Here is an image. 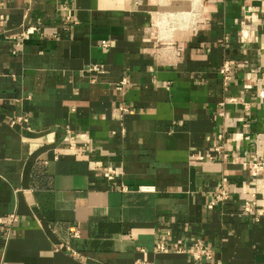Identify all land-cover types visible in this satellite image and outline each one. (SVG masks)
Here are the masks:
<instances>
[{"label": "crops", "instance_id": "crops-1", "mask_svg": "<svg viewBox=\"0 0 264 264\" xmlns=\"http://www.w3.org/2000/svg\"><path fill=\"white\" fill-rule=\"evenodd\" d=\"M252 194L264 205V0H0V216H16L0 264H194L172 250L196 239L203 264H264Z\"/></svg>", "mask_w": 264, "mask_h": 264}, {"label": "built area", "instance_id": "built-area-1", "mask_svg": "<svg viewBox=\"0 0 264 264\" xmlns=\"http://www.w3.org/2000/svg\"><path fill=\"white\" fill-rule=\"evenodd\" d=\"M36 28L34 27H30V28H26L23 32V34H28L31 33L35 30ZM242 36H246L243 32H241ZM13 40V48L11 50L12 54H15L17 52V48L20 46L21 44V40H20V36H16L14 38H12ZM100 45L101 46H107L108 43L106 40H101L100 41ZM90 70H94V71H99L100 68L98 67V65H92ZM222 83L224 86H226L227 82L230 80L231 78V72H232V65L231 62L229 60H222V62L220 63V65L218 66V70H217ZM126 78L122 77L118 83L115 85V88L117 90H121L125 85H126ZM232 99H229L228 102H232ZM221 104V103H220ZM243 106H245V104H243ZM118 110L120 112V114H122L123 112H125L127 110V108L125 106H119ZM220 115H222V112L219 113ZM16 119H21L22 121H25L26 119L24 117H19ZM76 137L74 135L69 134L68 135V140L66 142L67 144V148H73L75 147V144L71 143V141L73 140H77L75 139ZM218 139L222 140L223 139V134H219L218 135ZM81 140V139H80ZM81 149H79V152H89L91 151V147L89 142L84 141L81 145ZM221 145H217L214 147V149H220ZM58 153H59V149H55V152L53 154V158L57 159L58 157ZM262 166V163L260 162H255L254 163V167L255 168H260ZM106 178V177H105ZM111 180V184L113 185L114 188L120 190V191H126L128 190V187L123 184L122 182H115L113 179H108ZM225 178L222 177L221 180L218 182V184L211 190V196H210V200H209V204L210 205H220L222 203H225L228 198H229V190L225 187ZM139 190H148V187H144V186H139L138 187ZM254 194H252L251 197L246 198L242 201V212L244 215H247L251 218H253L254 221H259L261 218H264V205H258L256 203V200L254 199ZM16 220V216L14 214H8L7 216H0V227H2L5 231H6V235L7 233H9L10 229L9 226ZM78 228L76 225H73L69 228V236L70 237H78ZM168 249L165 246V242L164 240H160L158 242H156V244L153 247V252L156 254L159 253H163L166 252ZM173 252L176 253H184L190 256V258L192 259V261L194 262V264H203L202 261L203 260H209L211 259L212 255H213V247L206 245L201 239H196L194 242H192V245L186 249L183 247H177L174 250H172ZM133 264H152V262L146 260L145 258H141V259H135L133 261Z\"/></svg>", "mask_w": 264, "mask_h": 264}, {"label": "bare ground", "instance_id": "bare-ground-1", "mask_svg": "<svg viewBox=\"0 0 264 264\" xmlns=\"http://www.w3.org/2000/svg\"><path fill=\"white\" fill-rule=\"evenodd\" d=\"M164 20V19H163ZM167 22V21H166Z\"/></svg>", "mask_w": 264, "mask_h": 264}]
</instances>
